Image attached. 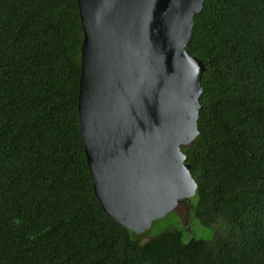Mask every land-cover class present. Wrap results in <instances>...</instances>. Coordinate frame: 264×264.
<instances>
[{"label": "trees", "instance_id": "obj_1", "mask_svg": "<svg viewBox=\"0 0 264 264\" xmlns=\"http://www.w3.org/2000/svg\"><path fill=\"white\" fill-rule=\"evenodd\" d=\"M81 37L75 0H0V264H264V0H204L185 48L203 71L180 150L209 240L175 218L141 240L102 211L78 134Z\"/></svg>", "mask_w": 264, "mask_h": 264}, {"label": "water", "instance_id": "obj_2", "mask_svg": "<svg viewBox=\"0 0 264 264\" xmlns=\"http://www.w3.org/2000/svg\"><path fill=\"white\" fill-rule=\"evenodd\" d=\"M204 0H75L78 134L102 211L132 235L190 199L203 66L186 46Z\"/></svg>", "mask_w": 264, "mask_h": 264}, {"label": "rangeland", "instance_id": "obj_3", "mask_svg": "<svg viewBox=\"0 0 264 264\" xmlns=\"http://www.w3.org/2000/svg\"><path fill=\"white\" fill-rule=\"evenodd\" d=\"M187 201L188 200L178 203L173 211L166 214L163 218L153 221L150 228L145 233H143V235L141 234V240H145L147 238L148 232L151 237L160 230L166 229L168 226L173 225L174 218L176 220V224L182 228L185 234L191 233L188 238L209 240L213 236L215 229H212L211 227L206 228L200 226L198 222L192 218L191 214H189V206Z\"/></svg>", "mask_w": 264, "mask_h": 264}]
</instances>
